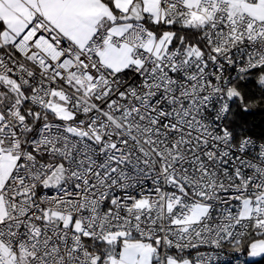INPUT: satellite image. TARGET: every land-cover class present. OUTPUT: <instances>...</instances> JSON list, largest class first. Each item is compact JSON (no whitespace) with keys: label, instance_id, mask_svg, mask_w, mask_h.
Listing matches in <instances>:
<instances>
[{"label":"snow or ice","instance_id":"1","mask_svg":"<svg viewBox=\"0 0 264 264\" xmlns=\"http://www.w3.org/2000/svg\"><path fill=\"white\" fill-rule=\"evenodd\" d=\"M0 264H264V0H0Z\"/></svg>","mask_w":264,"mask_h":264}]
</instances>
